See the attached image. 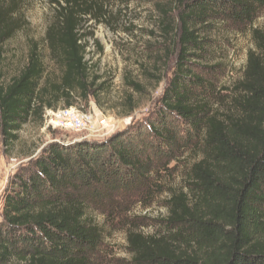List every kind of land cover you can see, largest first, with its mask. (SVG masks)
I'll use <instances>...</instances> for the list:
<instances>
[{"label": "trees", "instance_id": "1", "mask_svg": "<svg viewBox=\"0 0 264 264\" xmlns=\"http://www.w3.org/2000/svg\"><path fill=\"white\" fill-rule=\"evenodd\" d=\"M41 1L54 12L45 42L61 68L56 83L44 82L37 45L5 83L4 46L29 22L27 0H0V135L10 144L54 102L71 107L96 92L82 29L104 16L108 0ZM180 1L177 62L160 110L107 141L48 145L6 191L0 264H97L99 214L121 217L119 207L152 203L156 177L188 156L164 233L128 232L131 264H264V30L254 28L264 0ZM218 20L251 27L256 50L232 97L216 108L212 83L197 73L206 47L194 25Z\"/></svg>", "mask_w": 264, "mask_h": 264}, {"label": "rangeland", "instance_id": "2", "mask_svg": "<svg viewBox=\"0 0 264 264\" xmlns=\"http://www.w3.org/2000/svg\"><path fill=\"white\" fill-rule=\"evenodd\" d=\"M106 4L104 16L92 18L82 29L90 77L95 81L92 89L96 92L88 100L74 98L73 106L96 119L106 118L114 123L115 129L104 135L49 128L48 111L67 108L65 101H56L54 108H46L43 119L32 118L25 124L15 142L6 143L0 135V223L6 191L48 145L107 141L131 125L146 124L161 108L160 99L175 71L177 21L185 4L180 0H108ZM23 12L29 27L4 46L5 83L19 74L35 45L45 67L44 82H59L61 68L45 42L54 18L51 6L41 0H27ZM194 28L206 47L204 60L197 61L203 68H196L197 73L212 83L211 97L215 98L216 108L224 107L243 77L249 52L256 50L252 29L219 20L196 24ZM254 28L264 30V13L256 18ZM189 159L190 156L171 163L168 167L171 171H162L156 177L161 188L152 203L119 207L121 217L118 211L110 217L99 214L97 221L104 229V239L97 264L132 263L130 230L145 235L164 233L162 221L168 216V200L173 191H182L185 186L183 175L192 161Z\"/></svg>", "mask_w": 264, "mask_h": 264}, {"label": "built area", "instance_id": "3", "mask_svg": "<svg viewBox=\"0 0 264 264\" xmlns=\"http://www.w3.org/2000/svg\"><path fill=\"white\" fill-rule=\"evenodd\" d=\"M46 122L52 129L87 131L93 134L102 132L107 135L115 129L114 123L106 118L96 119V116L74 106L48 111Z\"/></svg>", "mask_w": 264, "mask_h": 264}]
</instances>
